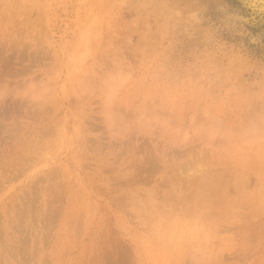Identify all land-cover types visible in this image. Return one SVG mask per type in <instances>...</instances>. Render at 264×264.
Masks as SVG:
<instances>
[{
  "label": "rangeland",
  "instance_id": "obj_1",
  "mask_svg": "<svg viewBox=\"0 0 264 264\" xmlns=\"http://www.w3.org/2000/svg\"><path fill=\"white\" fill-rule=\"evenodd\" d=\"M169 3L0 0V264H264L263 170L217 212L199 182L176 201L211 161L264 157V50L221 38L227 9ZM13 97L53 118L3 115Z\"/></svg>",
  "mask_w": 264,
  "mask_h": 264
},
{
  "label": "bare ground",
  "instance_id": "obj_2",
  "mask_svg": "<svg viewBox=\"0 0 264 264\" xmlns=\"http://www.w3.org/2000/svg\"><path fill=\"white\" fill-rule=\"evenodd\" d=\"M195 1L198 3L205 1V4L208 6L212 3L215 8L219 6V10L227 9L225 14L222 13V11V14H218V28L221 32L218 28L217 31L221 34V38L225 37L226 40L236 42L239 45V49L242 47V51L244 50L247 54H249L247 50L251 47H253V50H264V0H170L169 6L173 12L183 6H192ZM230 9H233V11H229ZM212 14L213 12L211 13V16ZM211 20L212 19L208 18V22H211ZM217 31L214 32V35H217ZM242 78L243 75L238 83L240 82L241 86L245 89L239 91L241 94L248 95L250 92H253V88L251 85L248 86L246 81ZM3 79V76H1L0 80L4 81L5 79ZM82 85H84V83H82ZM79 102L80 99L73 102L69 101V106H71L72 103L77 104ZM22 103L23 102L17 100L16 97L10 98L4 102L1 107V112L3 115H24V117L31 120L35 119V117L38 118L43 114L44 118L41 117V119H43L42 122L47 120L49 117L53 118L51 113L48 112V109L39 108L33 112L31 109L32 107H24ZM61 108L62 106L55 107L52 112L53 116H59ZM252 109H255L254 106ZM257 117H261L263 120L261 123L264 124V107L261 108ZM106 119L109 120V117ZM215 120L219 123L221 121L217 117H215ZM190 122L192 124L193 119H191ZM103 125L108 126L109 128L111 127V123L104 122ZM164 125H170V122H164ZM184 126V119L182 118L177 124V127L180 128L177 133H180ZM52 127L54 128L56 126H47V128L45 127L43 130L36 133H40L41 137H46L54 132ZM142 127L146 128L147 126L143 124ZM148 132L152 133V130L145 131V133ZM29 133L30 136H32L34 131H28L25 135ZM58 133L62 134L63 131L59 130ZM13 138H17V134H13ZM198 138L203 140V137L201 136ZM0 142H2V139H0ZM186 149L187 148L183 150H174L169 154L184 156V151H187ZM134 150L138 151L139 149L135 148ZM189 150L192 149L189 148L188 151ZM164 162H166L165 164L168 167L173 163L169 161ZM154 164V161L147 163L146 167L149 168L148 173L153 170L152 165ZM259 170H263L264 172V157H249L246 161H243L242 159L211 161L210 169L207 173L202 174L199 177L194 176L180 182L179 189L182 191V194L179 196L177 195L176 201L180 203L184 201L188 202V199H185V195L189 189H192L196 182H199V184L196 185V189H201V191H199V193L196 192V195L199 197L196 199L195 206H198L200 209L203 206L209 208L214 207L215 212H217V209L221 207V204H238L239 202H243V192L252 186L253 174L258 177H256L258 183H263V180L260 179L262 176L259 174ZM200 185H202V187ZM173 194L176 195L174 192ZM173 197L176 198L175 196ZM191 197H194V193H191ZM189 201L191 204L194 203L191 198Z\"/></svg>",
  "mask_w": 264,
  "mask_h": 264
}]
</instances>
